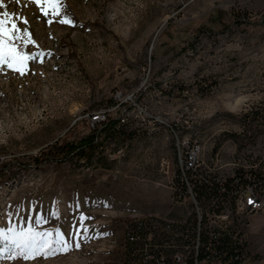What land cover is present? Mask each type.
Listing matches in <instances>:
<instances>
[{"label":"rangeland","instance_id":"1","mask_svg":"<svg viewBox=\"0 0 264 264\" xmlns=\"http://www.w3.org/2000/svg\"><path fill=\"white\" fill-rule=\"evenodd\" d=\"M3 2L0 12L14 13L32 35L33 44L17 42L20 50L39 55L24 74L0 67V165L26 166L0 182V229L59 230L73 250L25 260L13 259L9 249L0 264H142L154 216L178 220L195 206L203 210L190 197L173 200L175 147L170 129L148 123L156 113L200 140L204 175L228 177L261 161L264 137L240 152L230 139L212 147L222 133H240L251 117L264 126V25L232 22L264 10V0H62L59 16H45L47 5L31 0ZM65 17L71 24L59 22ZM172 87L188 91L168 98ZM117 93H133L145 124L131 111L127 128L135 135L127 144L111 137L104 165L61 160L53 143L84 133L91 127L86 114L104 110ZM40 154L49 159L33 160ZM259 215L247 217L240 264H264ZM147 218L143 239L127 242L132 224Z\"/></svg>","mask_w":264,"mask_h":264},{"label":"built area","instance_id":"2","mask_svg":"<svg viewBox=\"0 0 264 264\" xmlns=\"http://www.w3.org/2000/svg\"><path fill=\"white\" fill-rule=\"evenodd\" d=\"M133 97V93L125 95L117 93V96H111V100L104 110L100 109L94 113L86 114L89 125L93 127L106 118H115L120 124L128 123V119L132 118L130 113L133 110L137 112L138 123L144 125L145 108L135 104ZM124 104H129L130 110L124 108ZM175 116V121H177L179 115ZM150 118V121H147L150 125L164 122L166 128H170L173 147L176 148L173 200L182 203L186 197H190L196 204L187 172H195L199 178L209 179L200 168L203 144L196 137L187 134L186 126L179 122L170 123L163 113H156ZM241 168L240 171H234L228 177L220 175L211 179L222 193L226 192V182H233L234 195H226L222 200L214 199L203 210H199L195 206L194 211H185L186 214L178 220L154 216L151 221V237L147 245L144 246L149 250L146 262L166 264L167 258H174L175 264L202 262L201 257L197 256V249L201 244L203 228H210L215 235V240L219 236H227L234 241L238 253H245L247 217L255 212L264 215V171L258 164ZM254 173L260 175L257 182L252 179ZM183 226H190V234H183ZM137 239H139V235L136 233L132 232L127 235L129 243H135ZM183 252L187 253L184 255ZM236 257L238 258V254Z\"/></svg>","mask_w":264,"mask_h":264},{"label":"trees","instance_id":"3","mask_svg":"<svg viewBox=\"0 0 264 264\" xmlns=\"http://www.w3.org/2000/svg\"><path fill=\"white\" fill-rule=\"evenodd\" d=\"M232 22H237L243 26H262L264 25V10L249 15L246 13L242 14L236 18H232ZM223 28H227V26ZM198 32L200 35H214V32L207 28H198L196 29V33ZM198 90L206 91V89L202 87H199ZM187 91L188 88L172 87L167 90V96L168 98H177L181 97ZM128 125L130 124L118 123V120L115 118H106L104 121L99 122L93 127H88V129L79 136H75L70 139L56 140V142L53 143L52 148L58 152L59 158L63 161H74L76 164L86 168L101 166L105 164L103 162L104 157L101 155L102 149L104 144L111 137L114 135H120L124 144H127L134 137L135 131L127 128ZM258 137H264V126L259 125L255 121V118L251 117L250 120L245 122V125L240 133L224 132L219 135L212 147V151L217 149L221 141L230 139L235 143L237 151L240 152L247 146L254 144ZM48 159V156L42 154L40 157H35L33 160L45 162ZM258 165L260 166V162ZM25 167V165H11L9 163H3L0 165V182L5 183L10 178L18 175ZM206 176L209 177V179H201L197 176V173L190 171L187 172L188 181L191 185L193 194L199 203H203V205L207 207L214 199L222 200L226 197V195H234L233 182H226V192L222 193L218 186L211 180L217 176ZM252 179L254 182H257L260 179V175L254 173V178ZM149 218L139 219L134 222L132 224V232L143 238L142 234L147 231V226H150ZM148 251L149 250H147L146 253ZM237 254L238 258L236 257ZM197 256L198 258L201 257V260L207 259V261L216 264H240L243 258L241 257L242 253H238V250L235 249L234 241L232 239L227 236H219L215 240V236L213 238H209L204 230L203 236L201 237V244L197 249ZM145 264L151 263L145 261Z\"/></svg>","mask_w":264,"mask_h":264},{"label":"snow or ice","instance_id":"4","mask_svg":"<svg viewBox=\"0 0 264 264\" xmlns=\"http://www.w3.org/2000/svg\"><path fill=\"white\" fill-rule=\"evenodd\" d=\"M19 2V0H17ZM37 5L45 4L47 9L43 14L59 16L61 12L62 0H31ZM3 0H0V8H4ZM23 24H27L26 19H21ZM62 24H71V20L65 17L59 20ZM18 41L24 44H33L32 35L29 30L21 28L17 23V17L14 13L0 12V67L7 66L9 69L24 74L28 60H35L39 54H27L20 50ZM88 217H81V220ZM35 223H41V219H36ZM86 232L87 229L84 228ZM79 234V233H78ZM103 236L107 233L101 234ZM0 259L5 258L7 250L11 249L13 259H36L37 257L48 258L51 255L67 254L73 250V245L64 238L63 234L57 230L53 232L36 231L33 227L21 229L19 232L15 228H9L7 232L0 229ZM79 248V243L74 245ZM18 250V251H17Z\"/></svg>","mask_w":264,"mask_h":264},{"label":"bare ground","instance_id":"5","mask_svg":"<svg viewBox=\"0 0 264 264\" xmlns=\"http://www.w3.org/2000/svg\"><path fill=\"white\" fill-rule=\"evenodd\" d=\"M114 96H117V95H114ZM150 126L151 127L162 126V127L166 128V125L164 122H156L155 124L150 125ZM167 129H170V128H167ZM187 134H189V133H187ZM175 161H176V148H175ZM203 230L207 233L209 238H213L215 236L210 228H203ZM183 234H190V227L189 226H183ZM241 257L244 258V253H242ZM201 261H207V259H202ZM166 264H175L174 258H167Z\"/></svg>","mask_w":264,"mask_h":264},{"label":"crops","instance_id":"6","mask_svg":"<svg viewBox=\"0 0 264 264\" xmlns=\"http://www.w3.org/2000/svg\"><path fill=\"white\" fill-rule=\"evenodd\" d=\"M260 167L263 169V171H264V153H263V155H262V157H261V161H260ZM153 191H151V193H152ZM156 193V190H154V194ZM153 211H157V209L155 208ZM163 211H169L167 208H165ZM261 222V223H263L264 224V215H259V217L257 218V222ZM256 222V223H257Z\"/></svg>","mask_w":264,"mask_h":264}]
</instances>
